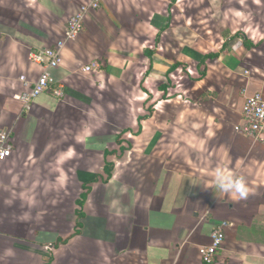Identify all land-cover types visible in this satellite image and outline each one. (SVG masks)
I'll use <instances>...</instances> for the list:
<instances>
[{"label":"crops","instance_id":"obj_1","mask_svg":"<svg viewBox=\"0 0 264 264\" xmlns=\"http://www.w3.org/2000/svg\"><path fill=\"white\" fill-rule=\"evenodd\" d=\"M84 8L51 71L65 98L28 112L32 51ZM257 93L264 0H0V264H206L219 227L213 264H264V144L239 129Z\"/></svg>","mask_w":264,"mask_h":264},{"label":"built area","instance_id":"obj_2","mask_svg":"<svg viewBox=\"0 0 264 264\" xmlns=\"http://www.w3.org/2000/svg\"><path fill=\"white\" fill-rule=\"evenodd\" d=\"M85 12H87V9L84 8L83 12L76 14L70 19L64 39L61 42H57L54 48L42 49L32 54L31 61L42 66L44 71L31 88V91L23 93L18 98L25 109L30 110L32 101L41 94L50 93L60 100L65 98V86L56 81L51 71L60 66L62 60L61 51L65 45L70 41L76 40L84 31ZM96 64L98 63H95L93 67H96ZM87 70H90V68H87ZM23 82L27 84L25 78H23ZM239 129L244 136L264 144V96L261 93L246 98L242 113V124ZM12 146L10 134L1 130L0 163L11 156ZM224 242L225 232L223 227L216 228L212 233L211 244L199 249L203 262L213 264L218 257V252L223 248Z\"/></svg>","mask_w":264,"mask_h":264},{"label":"clouds","instance_id":"obj_3","mask_svg":"<svg viewBox=\"0 0 264 264\" xmlns=\"http://www.w3.org/2000/svg\"><path fill=\"white\" fill-rule=\"evenodd\" d=\"M227 175L229 177L227 182H224L221 177ZM217 183L218 187L223 192H230L232 194H239L241 198H245L248 193L243 177L236 179L231 178V174H225L221 169H217Z\"/></svg>","mask_w":264,"mask_h":264},{"label":"rangeland","instance_id":"obj_4","mask_svg":"<svg viewBox=\"0 0 264 264\" xmlns=\"http://www.w3.org/2000/svg\"><path fill=\"white\" fill-rule=\"evenodd\" d=\"M68 26H69V24H68ZM84 28H85V26H84ZM68 29V28H67ZM65 37V36H64ZM64 37H63V39H64ZM62 41V39L60 40V41H58V42H61ZM67 45H65V47H66ZM55 47V45L54 46H52V47H47V48H45V49H50V48H54ZM64 47V48H65ZM38 51L37 50H34V51H32V54H34V53H37ZM32 54H31V56H32ZM95 63L96 62H94L93 64H91L90 66H87V68H90V70H87V68H86V71L87 72H91V71H93V70H95V69H99V67H100V64H96L97 66V68L96 67H93V65H95ZM31 108H32V106H31ZM27 110V109H26ZM31 111V109L30 110H28V112H30ZM6 131V132H8L9 134H10V136H11V144L13 145L12 146V148H13V151H12V153H11V156L7 159V160H5V161H3V162H1L0 164H2V163H4V162H6V161H8V160H10L11 158H12V156H13V154H14V150H15V139H14V132H13V130H11V129H0V131Z\"/></svg>","mask_w":264,"mask_h":264}]
</instances>
